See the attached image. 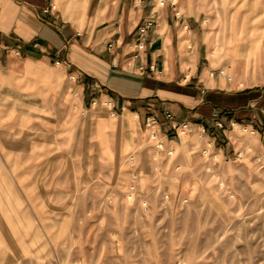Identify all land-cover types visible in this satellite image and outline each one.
Listing matches in <instances>:
<instances>
[{
  "label": "rangeland",
  "instance_id": "1",
  "mask_svg": "<svg viewBox=\"0 0 264 264\" xmlns=\"http://www.w3.org/2000/svg\"><path fill=\"white\" fill-rule=\"evenodd\" d=\"M211 1L210 57L233 78L237 56L255 69L262 51L264 69V20L257 22L264 0ZM88 108L85 121L70 120L74 131L79 125L83 151L75 158L83 168L68 200L61 199V185L44 182L46 169H38L37 180L20 168L13 172L20 182L0 169V264H264L261 132L237 127L225 136L195 127L168 137L173 154L167 156L153 147L141 118L142 139L133 133L129 146L124 130L105 134L97 148L92 111L111 105Z\"/></svg>",
  "mask_w": 264,
  "mask_h": 264
},
{
  "label": "crops",
  "instance_id": "2",
  "mask_svg": "<svg viewBox=\"0 0 264 264\" xmlns=\"http://www.w3.org/2000/svg\"><path fill=\"white\" fill-rule=\"evenodd\" d=\"M159 1L0 0V169H28L25 176L37 180L38 169H46L44 182L61 185V199L68 200L83 168L75 158L83 151L79 125L74 131L70 120L85 121L93 102L111 105L92 111L97 148L105 134L124 130L129 146L133 133L142 139L141 118L152 108H167L177 121L196 127L214 123L219 114L225 136L234 121L264 135L263 52L255 69L237 56L229 81L221 62L210 57L212 1L164 0L162 7ZM51 5L56 9L46 13ZM259 17L258 23L264 20ZM149 21L156 24L140 52L146 70H127L137 29ZM111 42L115 53L107 51ZM19 175L11 177L20 182Z\"/></svg>",
  "mask_w": 264,
  "mask_h": 264
},
{
  "label": "built area",
  "instance_id": "3",
  "mask_svg": "<svg viewBox=\"0 0 264 264\" xmlns=\"http://www.w3.org/2000/svg\"><path fill=\"white\" fill-rule=\"evenodd\" d=\"M165 1L160 0L158 2L159 6H164ZM56 9L55 5H51L49 8L45 9L44 11L50 12ZM156 22L149 21L145 25L138 27L137 29V39L135 42V53L130 55L129 57L125 58V68L127 70L131 71H145V65L141 62V55L140 52L144 50L145 44L147 42V30L154 26ZM116 46L113 42L109 43L107 46V51L109 53H115ZM120 60L116 56V54L113 56L112 63L114 67H118ZM220 73L222 75L227 76V79L229 81L232 80V77H229L227 73L224 71V69L220 70ZM99 87V86H97ZM96 102H93V105H95ZM150 112L145 116L144 118V129L148 133V139L152 143L153 147L158 152H164L167 156H171L173 154V149L168 148L166 146V142L168 140L169 136H173L174 138H180L182 135L189 133L192 131L193 128L196 126L193 125L189 120L185 119L182 121H177L174 117V114L167 108L162 109L161 111H158L155 108L149 109ZM163 117L164 120L161 119ZM216 120L214 123L210 125H201L198 126L202 128V131L204 132L207 126H212L216 128L218 131L223 130L225 128V124L223 120L220 118V115H216ZM163 125L167 127V130L162 129ZM230 127L232 129H236L237 127H241V130L244 133H248L250 135H255L257 133V130L255 128H249L246 125H239L238 122H231ZM206 153V151H204ZM257 160H261V158H258ZM134 178H137V174L133 175ZM134 188V187H132ZM130 199L132 198V195L128 196Z\"/></svg>",
  "mask_w": 264,
  "mask_h": 264
},
{
  "label": "bare ground",
  "instance_id": "4",
  "mask_svg": "<svg viewBox=\"0 0 264 264\" xmlns=\"http://www.w3.org/2000/svg\"><path fill=\"white\" fill-rule=\"evenodd\" d=\"M232 62H234V60H233ZM96 104H97V103H96Z\"/></svg>",
  "mask_w": 264,
  "mask_h": 264
}]
</instances>
